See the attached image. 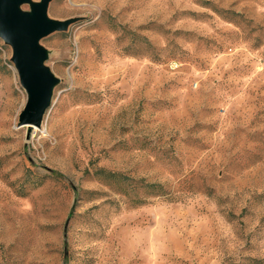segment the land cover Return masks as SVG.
<instances>
[{"label":"rangeland","instance_id":"rangeland-1","mask_svg":"<svg viewBox=\"0 0 264 264\" xmlns=\"http://www.w3.org/2000/svg\"><path fill=\"white\" fill-rule=\"evenodd\" d=\"M47 17L72 23L40 41L58 83L38 128L18 125L0 40V264L264 260V0H53Z\"/></svg>","mask_w":264,"mask_h":264},{"label":"water","instance_id":"water-1","mask_svg":"<svg viewBox=\"0 0 264 264\" xmlns=\"http://www.w3.org/2000/svg\"><path fill=\"white\" fill-rule=\"evenodd\" d=\"M51 1L0 0V40L11 49L10 61L26 94L19 126L40 127L58 83L45 66L47 52L40 41L51 33L65 31L72 20H50L47 8ZM22 5H28L29 11H22Z\"/></svg>","mask_w":264,"mask_h":264},{"label":"trees","instance_id":"trees-1","mask_svg":"<svg viewBox=\"0 0 264 264\" xmlns=\"http://www.w3.org/2000/svg\"><path fill=\"white\" fill-rule=\"evenodd\" d=\"M94 175L97 177V179L105 181L107 183L118 182L120 180H126V178L123 177L120 173L108 172L104 169L96 170L94 172ZM146 188L150 189L153 195H158L163 192L160 185H146ZM132 203L134 205H138L142 203V200H136L135 202H132ZM250 261H251V264H264V260H253L252 259Z\"/></svg>","mask_w":264,"mask_h":264}]
</instances>
